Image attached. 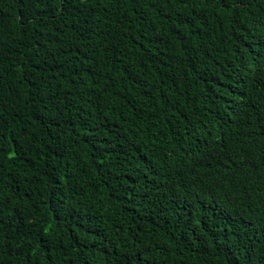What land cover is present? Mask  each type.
Masks as SVG:
<instances>
[{
	"label": "trees",
	"instance_id": "1",
	"mask_svg": "<svg viewBox=\"0 0 264 264\" xmlns=\"http://www.w3.org/2000/svg\"><path fill=\"white\" fill-rule=\"evenodd\" d=\"M0 264H264V0H0Z\"/></svg>",
	"mask_w": 264,
	"mask_h": 264
}]
</instances>
